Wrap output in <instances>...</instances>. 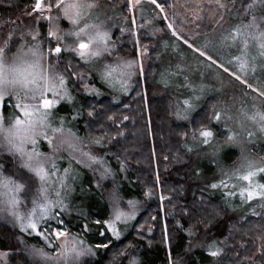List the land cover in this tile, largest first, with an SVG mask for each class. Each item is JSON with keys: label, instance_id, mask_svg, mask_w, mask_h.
<instances>
[{"label": "trees", "instance_id": "16d2710c", "mask_svg": "<svg viewBox=\"0 0 264 264\" xmlns=\"http://www.w3.org/2000/svg\"><path fill=\"white\" fill-rule=\"evenodd\" d=\"M32 2L0 0V15L14 21L21 16L23 7ZM206 2L210 5H207V10L205 5L202 9L207 19L198 32L201 36L210 34L219 26L227 9L234 6L235 0H222L226 8H220L218 0ZM161 4L165 5L163 2ZM258 11L260 16H264V7L260 5ZM240 12L236 8L230 16H237ZM41 31L43 39L45 28H41ZM165 35L187 48L175 40L171 33L166 32ZM113 40L115 53L123 57L136 53L137 41L140 46L149 44L147 65L142 75L135 77L129 94L114 98L87 67H79L84 77L88 78V84L103 94L86 95L71 81L68 87L74 99L66 106L60 105L57 113L77 137L103 143L99 151L106 155L111 174L108 184L123 202H142L145 188L155 191L156 161L164 192L172 197L171 203L165 204L166 209L172 213L168 212L166 220L168 245L160 225L157 198L150 205V210L122 228L120 239H114L109 232L100 235L104 228L93 221L109 219L107 198L103 189L95 186L93 177L73 164L72 192L66 202L64 199L67 210L60 213L65 222L62 227L84 241V245L93 248L95 255L92 264H110L114 261L115 264H128L132 258L136 259L137 264H168V260L182 261L184 264H264V201L261 207H246L219 192L212 193L209 185L204 190L197 186L198 177L212 179L216 176L215 166L208 156L200 155L203 149L197 136L200 129L207 126L213 131L215 141L222 138L220 123L212 119L214 113L220 110L221 95L203 96L190 111L187 120L178 119V106L182 108L179 111H182L181 115L188 108L182 103L184 101L180 94L173 89L177 84L168 86L160 79L161 65L167 62L161 59L163 54L159 40L147 37L143 42L135 38L132 32L119 38L114 35ZM64 63V71L65 65H69L72 72L80 71L68 55ZM237 85L243 89L242 85ZM193 133L196 142L189 145L193 151L188 152L186 146L193 138ZM253 151L264 160V144L255 146ZM239 154L237 147L228 146L223 152L222 165L225 168L231 166ZM261 180L264 183V175ZM240 209L241 212H235ZM141 220L144 222L140 223ZM52 224L55 225V220ZM85 225L90 228L85 230ZM142 226L147 229L154 226L153 236L139 234ZM189 231H194L202 239L193 251H189L192 240ZM19 241L32 248L43 247L46 251H52L44 239L35 234L17 229L7 231L3 226L0 227V251H16L19 246L16 243ZM213 242L221 249V256L216 258L205 250ZM98 243L107 244L108 248H95Z\"/></svg>", "mask_w": 264, "mask_h": 264}, {"label": "snow or ice", "instance_id": "6c2138e0", "mask_svg": "<svg viewBox=\"0 0 264 264\" xmlns=\"http://www.w3.org/2000/svg\"><path fill=\"white\" fill-rule=\"evenodd\" d=\"M140 3L141 0H128L129 10L134 9ZM150 3L161 13L165 11V6L158 0H150ZM218 4L220 8H226L222 0H218ZM98 7V0H35L33 12L38 14L35 23H38L39 19L47 20V35L41 39V32L32 27L27 33L16 37L15 40L13 34H9L0 46V139L7 146L10 154H19L20 169L24 170L20 172L18 180L7 177L0 179V187L4 189L3 192H0V203L13 210L11 214L20 222L22 232L35 233L37 237L44 239L49 249H52V251H46L43 247L35 246L30 249V255L38 258L42 264H62V262L63 264H80L82 257L95 255L92 247H83L84 241L77 239L76 236H71L69 230L62 227L65 222L60 213L67 210V205L62 198L61 189L67 188L65 180L71 165L69 169L64 170V177H57L55 182L59 184V189L54 190L56 198H50V191H53L49 187L52 183L51 177L58 171V168L53 162L49 169L47 165L53 158L39 151L36 146L43 138L54 152L60 151L64 144H68L74 151L77 150L76 146L71 144L64 135V118H60L59 126H53L52 118L57 106L61 101L70 103L74 99L68 88V82L74 73L69 69V65H65L67 75L58 72L56 68L57 64L65 58L64 53L68 52L75 53L86 64L92 63L93 65L106 54L112 55L111 30L106 27L103 21L88 22L86 19L91 10ZM261 7H264V0H261ZM253 8V4L247 6L245 15L249 12L252 13L248 23L237 25L223 35L219 41L221 47H237V42H239V55L232 56L227 60V63L212 51L217 47L214 41L206 40L202 46L198 47L193 42L194 37L182 36L176 30L174 22H169L167 28L176 40L182 41L188 49L197 53L207 68L222 69L223 73L239 82L243 86L245 97L248 96V90H250L264 98V81H257L259 86H254L248 79L250 72L255 75L257 56L264 57V16L258 17ZM161 19L167 20V16L165 15ZM220 19L222 20L223 16ZM96 20L99 21V15L96 16ZM62 21H67L71 27L65 30L61 27ZM132 22L135 23V20L133 19ZM121 31L123 32L124 29L121 28ZM25 36L31 37V41L35 43L29 44L25 40ZM19 41H24V43H19V46L16 47ZM45 41H47L46 51ZM137 45L139 46V41H137ZM253 46L257 50V55L250 54L249 49ZM13 47H16V51L9 55ZM140 55H143V52ZM53 58L55 63L52 62ZM229 65L232 67L230 68ZM137 69L135 60H122L119 64L117 77L114 75L117 69L104 64L103 70L100 71V78L103 83L109 86L115 87L116 84H119L120 89L127 92L131 87L132 78L142 72V65L139 66V70ZM75 75L83 83L84 74L75 73ZM84 87L87 88L88 85L84 84ZM220 90L217 89V91ZM199 98L197 95V99ZM9 99L14 100L15 103L8 105ZM184 105L187 108L191 107L188 100L184 101ZM8 106L13 107L14 112L11 119L6 121L3 110ZM222 113L227 120H232V116L228 115L227 110L216 111L212 119L217 123L221 122ZM241 114L256 123L259 131L264 133V110L253 105L251 114L244 108L241 109ZM177 116L181 120L188 119L187 114L181 115L179 111ZM225 126L227 127V125ZM227 131L230 134L226 137V141L233 142L236 133L231 128H227ZM57 134H60L61 139L58 144H54L53 141L57 139ZM252 135L253 133H248L249 137ZM68 136L75 137V133L69 130ZM199 136L200 143L209 144L214 133L205 126L200 129ZM195 138L196 135L193 133V139ZM96 143L101 148L104 146L99 140ZM29 144L33 146L31 151H28L26 147ZM186 148L188 152L193 151L190 146H186ZM218 152L219 150L213 155H218ZM82 155L87 156L93 163H102L87 152H83ZM243 160L244 162L240 166L243 172L237 169L231 175L224 174L228 176V180L235 178L237 181L245 182L246 186L240 185L238 192L242 202L264 201V183L254 182L257 175L264 173V165H258L256 161L247 157H244ZM79 162L78 160L77 163ZM107 171L108 169H105V172ZM228 180L221 179L218 183H211L209 186L212 189L221 187L236 189L238 187L237 184L229 185ZM37 182H39V187L36 189L38 196L32 201L34 207L27 216H22L15 211L20 203L17 194L25 192L35 186ZM234 194L236 193L233 191L226 192L229 198ZM163 199L164 197H161V200ZM56 209H59V213L55 211ZM124 216L125 214L119 210L117 201L114 220H95L93 223L104 228V232H101L100 235L111 232L113 236L119 238L120 231L116 222ZM53 220H55V225L52 224ZM84 228L87 230L90 226L85 225ZM56 241H62V243L57 246ZM208 247L210 249L208 254L211 257L216 258L221 254V249L216 247L215 242ZM95 248H108V245L98 243Z\"/></svg>", "mask_w": 264, "mask_h": 264}, {"label": "rangeland", "instance_id": "374dc122", "mask_svg": "<svg viewBox=\"0 0 264 264\" xmlns=\"http://www.w3.org/2000/svg\"><path fill=\"white\" fill-rule=\"evenodd\" d=\"M208 1V0H206ZM205 0H162L161 2L165 3V11L163 13L160 12L159 9H156L154 5L150 3V0H141V3L136 6L134 9L129 10L128 8V0H98L99 7L92 9L91 12L87 15L86 19L88 22H100L103 21L104 24L108 29L111 30V40H112V47H113V53L112 55H105L99 62H96L94 65L92 63H85L83 60L80 59L78 55L75 53H64V57L68 55L71 62H73L77 69L80 70L79 67H87L94 76L97 77V79L104 85V87L112 94L111 96L116 97H122L127 94H129L132 83L136 76H134L131 80V87L127 92H124L120 89V85L116 84L115 87L109 86L108 84H105L101 81L100 78V71L103 70V65L108 64L112 68H116L117 71L114 74L118 77L119 75V64L122 60H135L137 62V66L139 70V66L142 65V72H140L138 75H142L146 65H147V55H148V45L138 46L136 47V53L134 55H130L128 57H123L117 55L115 52V43L113 40L114 35L118 38L121 36L126 35L129 32H132L135 38L140 39L141 41L145 42V39L147 37H155L159 40V46L161 49V53L165 57L163 59V56L161 55V59L166 63L162 66V76L161 80L168 86H172L174 84H177L173 89L176 90L175 93H179L182 97V100H188L191 104V107L187 109V113L190 115V111L196 107V104L199 102L200 99H202L203 96L207 95H221V105L220 110H227L228 115L232 116V120H227L226 116L222 113V119L220 123L221 131L223 132L222 138L218 139V141H215V137L213 136L211 142L209 144H202V152L200 155L208 156L207 158L210 160V162L215 166L216 169V176H213L212 179L202 178L198 177L196 182L197 186L199 188H202L203 190L207 185H210V183H218L221 179L228 180V176H226L224 173H228V175H231L233 172H235L237 169H240L241 172H243V169L240 168L241 164L244 162L243 158L247 157L251 160H254L257 162L258 165H264V160L258 158L253 148L257 145L264 144V133H261L259 131L258 125L256 123H253L251 120H248L245 116L241 114V109L244 108L248 111L249 114L253 111V105L260 108L261 110H264V98L257 96L256 93H252L250 90L247 97L244 96L243 92L244 90L241 89L236 81H233L229 79L225 74L223 73L222 69L217 70L214 67L212 69L207 68L202 63V58L198 56L197 53L192 52L191 49L184 48L182 45L178 44L175 41H171L169 37H167L165 34L166 32H170V30L167 28V24L169 22H174L176 30L185 37H194L193 42L199 47L202 46L206 40H212L216 43L217 47L213 48L212 51L215 55L220 56L222 60L227 63V60L231 58L232 56L239 55L238 46L239 42H237V47H221L219 46V41L221 37L225 34H227L229 31H231L233 28H235L237 25H243L250 21L251 19V12H249L247 15H245V12L247 11V6L249 4H253L254 8L253 11L258 17H261L259 15V8L261 5V0H235L234 6L229 7L226 11V14L224 15L223 21L215 28L214 31H212L208 35H198V32H200V27L202 26V23H205V20L207 19V16H203L204 12L202 9L207 10L210 5L209 2H206ZM159 3L160 0H158ZM35 3V0L30 5H25L23 7L21 16L18 18H15L14 21L2 17L0 15V46H2L4 39L9 35L13 34L14 40L16 37H19L21 34L27 33V31L35 27L37 30L41 32V39H42V31L41 28H45V32L47 35L48 30V21L44 19H39L38 23H35V21L38 19V14L33 12V5ZM236 8H239L241 10V14H238L237 16H230ZM29 13H32V15H29ZM99 15V21L96 20V16ZM167 16V20H162L161 17ZM18 16V15H17ZM133 19L135 20V23H133ZM61 27L67 30V28L71 27V25L68 24L67 21L61 22ZM121 28L124 29V31H121ZM45 35V36H46ZM173 37V36H172ZM175 40L176 38L173 37ZM25 40L31 44L35 43L34 41H31V37L25 36ZM178 41V40H177ZM182 42V41H179ZM19 43H24V41H19L16 44V47L19 46ZM45 44V51L47 50V41L44 42ZM16 47L11 48V51L9 52V55L13 54L16 51ZM187 47V46H186ZM251 55H257V50L253 46L249 49ZM143 52V55H140V53ZM160 59V61H161ZM162 61V62H163ZM53 63H55V60L53 58ZM256 72L255 75H253L251 72L248 75V79L252 81L254 86H259L257 84V81H264V57H258L256 60ZM64 59L60 61L59 64H57L56 70L58 72L64 73L67 75V72L64 71L63 65H64ZM179 66V67H178ZM231 68L232 66L229 65ZM75 69V67H73ZM180 69H183V71H180ZM74 72V71H73ZM81 73L80 71L74 72L73 76L69 80L68 84L72 81L77 86H79L80 90L84 92L86 95H95L99 96L102 95L96 87L89 85L88 81L85 77L83 83H81L80 80L76 78L75 73ZM137 75V76H138ZM233 79V78H232ZM71 82V83H72ZM84 84H87L88 87L85 88ZM69 88V87H68ZM222 88V89H221ZM217 89H221L220 91H217ZM224 90V91H223ZM225 92V95H224ZM197 95H199V99H197ZM193 98V100H191ZM8 105H12L15 103L14 100L9 99L7 101ZM184 103V102H182ZM69 102L67 101H61V103L57 106V108L60 105H68ZM55 109V114L52 118L53 120V126L57 127L60 123V118L58 115V109ZM186 108V106H185ZM179 111L182 109L180 106H178ZM14 112V108L11 106H8L4 108L3 114L7 120H10L12 117V114ZM182 114V111L180 112ZM188 115V116H189ZM227 125V127L225 126ZM65 127V137L70 140L71 144L76 146L77 150H73L72 147H70L68 144H64L60 151L54 152L51 147H49L46 140L43 138L40 139L39 143L37 144V149L49 156H51L53 159L52 161H49L48 168L51 169V165L54 162L57 165L58 171L55 172L54 175H52L51 180L52 183H50L49 187L50 189H53V191H50V198L55 199V189H59V184L55 181L57 180V177H64L65 176V169H69L70 165V171L68 173V176L66 177V189H61L62 192V198L66 200L68 199L69 195L72 192V184L71 182L73 179L71 177L74 176V168L72 164L81 169L87 171L94 179V184L96 187L102 188L103 192L107 198L109 210H110V216L108 220H114L115 214H116V202L119 203V210L125 214L124 217L121 218L120 221L116 222V226L118 230L120 231L119 238H116L112 235L111 232L109 234L116 240L120 239L123 235V227L126 225H129L134 220L140 217V215L148 210L150 205L154 203V199L157 198L159 203V211L161 215L160 219V225L161 229L164 232L165 236V242L166 245H168V238H167V223L166 220L168 219V212L172 215L171 210H167L165 204H170L172 197L165 194L163 189V184L161 179L159 178V172L157 170V164L155 162V191L151 188H145V194L144 199L142 202H135L131 201H122L120 200L116 194L113 192V190L110 188L108 182L109 178L111 177L109 167L107 165L106 161V155L103 154L101 151H99V146L95 142H89L84 139H77L76 135L75 137L68 136L69 128L67 127V124L64 125ZM227 128H231L234 133H236L235 140L233 142H227L226 137L230 134L227 131ZM251 132L253 135L251 137L248 136V133ZM73 133V132H72ZM49 134L51 135V132L49 130ZM198 140L200 138L198 134ZM61 139L60 134H57V139L53 141L54 144H58ZM195 139H190L188 141V146L191 143H195ZM228 146H234L239 149V157L238 159L229 167L225 168V165H222V157L223 152ZM28 151L32 150V145L29 144L26 146ZM219 150L218 155H213V153L217 152ZM83 152H87L92 156H95L97 160L102 161V163H93L91 160L88 159L87 156L82 155ZM204 152V153H203ZM195 156L196 153H194ZM198 157V156H197ZM80 161L77 163V161ZM21 164V158L19 154L16 153H9L7 146L3 142L2 139H0V179H3L5 177L9 179H19V174L21 171H24L20 169ZM105 169H108L107 172H105ZM218 173V174H217ZM264 173H261L257 175L254 178V182L263 183L261 180V177H263ZM229 185L231 184H237L238 187L236 189H224L223 187L219 189H212V193L219 192L221 195H226L227 191H233L234 194L231 198L236 202L241 203V205L245 204L246 207H261L263 201L260 200H253L251 203L242 202L240 196L238 195L239 192V186L244 185L246 186L245 182L243 181H237L235 178L228 180ZM39 187V182L36 183L35 186L31 187L30 189L26 190L25 192L18 193V199L20 203L17 205L15 211L18 212L22 216H27V214L31 211V209L34 207L32 201L34 198H37L38 193L36 189ZM4 189L0 187V192H3ZM214 191V192H213ZM161 197H164L163 200H161ZM226 197V198H227ZM172 205V204H171ZM244 206V205H243ZM231 208L230 210H232ZM59 209H56L57 211ZM12 209L5 206L3 203H0V227L3 226L7 231L10 229H17L20 230V222L16 219L14 215H12ZM240 210H236L235 212L239 213ZM243 211V210H242ZM131 217V218H129ZM155 218V216L153 217ZM152 218V219H153ZM144 221H140L142 223ZM154 226H149L148 229L143 227L140 229L141 232H138L139 234L143 233L146 237L153 236ZM21 231V230H20ZM29 232L30 231H25ZM190 236L192 237L191 245L189 248V251L195 250L199 245L202 239H200L197 234L194 231H189ZM35 234V233H32ZM142 235V234H141ZM73 236V235H71ZM70 236V238H71ZM42 238V237H41ZM43 239V238H42ZM62 243V241H56L57 246ZM18 246V251H7L2 252L0 251V264H42V262L33 256L30 255V249L32 247L24 245L22 242H17L16 245ZM83 247H87L86 245H82ZM13 248V246H12ZM15 248V247H14ZM207 252L210 251L209 247L205 249ZM221 256V254L219 255ZM93 256H84L81 258L80 264H92ZM112 262V260H111ZM137 264L136 259L132 258L129 259L128 264ZM110 263V264H115ZM63 264V262H62ZM168 264H184L182 261L174 262L172 260H168Z\"/></svg>", "mask_w": 264, "mask_h": 264}]
</instances>
